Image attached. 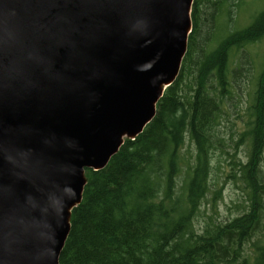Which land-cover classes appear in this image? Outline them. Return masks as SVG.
<instances>
[{
    "label": "water",
    "instance_id": "obj_1",
    "mask_svg": "<svg viewBox=\"0 0 264 264\" xmlns=\"http://www.w3.org/2000/svg\"><path fill=\"white\" fill-rule=\"evenodd\" d=\"M195 0H0V264H60L86 170L179 76Z\"/></svg>",
    "mask_w": 264,
    "mask_h": 264
},
{
    "label": "trees",
    "instance_id": "obj_2",
    "mask_svg": "<svg viewBox=\"0 0 264 264\" xmlns=\"http://www.w3.org/2000/svg\"><path fill=\"white\" fill-rule=\"evenodd\" d=\"M245 2L195 0L179 76L144 132L125 139L104 169L86 170L60 264H264V59L254 76V61L245 56L264 37V8L236 27ZM225 17L228 26L220 22ZM251 71L252 99L240 135L248 156L233 161L247 208L227 222L209 217L197 228L214 188L213 153L224 145L220 118ZM255 236L252 255H244L243 244Z\"/></svg>",
    "mask_w": 264,
    "mask_h": 264
},
{
    "label": "rangeland",
    "instance_id": "obj_3",
    "mask_svg": "<svg viewBox=\"0 0 264 264\" xmlns=\"http://www.w3.org/2000/svg\"><path fill=\"white\" fill-rule=\"evenodd\" d=\"M263 8L264 0H246L241 11L235 17V26L243 28L249 25L252 21L251 17ZM220 22H224L225 26H228L226 17L222 18ZM245 52L247 59L254 61L255 70L253 73L254 76H257L261 68L260 62L264 59V37L256 44L250 45ZM254 76L251 71L247 73L245 80L240 79L241 86L237 88L240 93L235 94L234 100L224 107L219 126L220 135L224 138V145L213 153L211 178L214 188L203 202L201 213L196 219L197 228L203 226L209 217H213L218 222H227L241 215L247 208L248 197L241 182L235 178V173L238 174V169H236L238 166L233 161L238 162L239 160L242 163L247 161L249 147L245 139L240 138V135L246 127L245 110L249 100L252 99L250 93L255 80L252 79ZM187 149L193 151L194 146L188 144ZM262 166L264 169V161ZM259 236H262V232L259 233ZM257 237L255 236L252 241L243 244L242 253L244 255H252L253 241H256Z\"/></svg>",
    "mask_w": 264,
    "mask_h": 264
}]
</instances>
